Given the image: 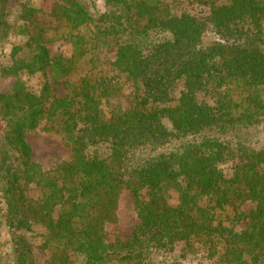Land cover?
Segmentation results:
<instances>
[{
    "label": "trees",
    "instance_id": "1",
    "mask_svg": "<svg viewBox=\"0 0 264 264\" xmlns=\"http://www.w3.org/2000/svg\"><path fill=\"white\" fill-rule=\"evenodd\" d=\"M33 1L0 0V41L24 40L0 65L15 79L0 89V264H36V227L52 264H264V0H104L98 16L95 0ZM58 41L71 56L52 57ZM109 44L135 101L105 116ZM42 126L73 154L50 171L27 140ZM125 189L140 222L111 242Z\"/></svg>",
    "mask_w": 264,
    "mask_h": 264
},
{
    "label": "rangeland",
    "instance_id": "2",
    "mask_svg": "<svg viewBox=\"0 0 264 264\" xmlns=\"http://www.w3.org/2000/svg\"><path fill=\"white\" fill-rule=\"evenodd\" d=\"M55 0H34L33 4L36 8L43 10H51ZM176 3L178 9L182 12L184 7H189L190 0H172ZM88 8L93 16H98L105 11L104 0H95V2L88 3ZM185 8V9H187ZM24 40L17 36H11L8 39L0 41V65H6L10 63V52L12 46L22 44ZM52 57L65 56L69 57L72 54V47L70 44L64 41H58L52 43L49 46ZM99 63H95L97 71H102V75L111 78L115 84V90L113 96L106 98L103 103V112L105 116H109L114 111L118 110H129L134 105V92L131 83L125 78L114 72L112 64L116 59V47L115 44H109L105 48L101 49L98 54ZM15 79L4 80L0 82V89L5 90L13 85ZM32 90H38L41 86V81L34 79L28 82ZM54 95L57 98H64L67 96V90L64 86H58L57 90L54 91ZM47 122L43 124L45 126ZM30 133L27 136V140L33 150L34 162L40 164L45 171L55 169L59 165L72 160V151L66 147L62 137L54 132L46 131L43 129ZM31 196L37 197V193L33 188H30ZM177 193H173L172 203L175 204L177 201ZM254 205L252 203L244 204L240 207V212L245 215H249L253 210ZM232 212L229 211L222 215L220 219H224V222L233 227L235 231H240L246 228V222L240 224L232 223ZM219 219V216H218ZM220 221V220H219ZM137 205L134 200L132 193L125 189L122 191L119 210H118V221L115 224H111L107 227L108 240L114 242L116 240L126 241L139 225ZM35 233L30 234L32 236L34 245V256L36 264H52L49 256L41 245L43 239L41 237V229L36 227ZM181 253V249L178 250V254ZM185 264H216L215 262H208L197 259L194 255L189 254L184 259Z\"/></svg>",
    "mask_w": 264,
    "mask_h": 264
}]
</instances>
